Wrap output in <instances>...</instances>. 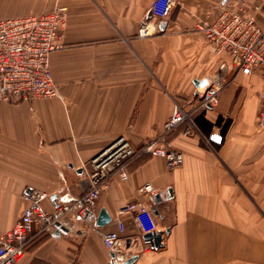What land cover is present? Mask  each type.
Listing matches in <instances>:
<instances>
[{"label":"crops","instance_id":"1","mask_svg":"<svg viewBox=\"0 0 264 264\" xmlns=\"http://www.w3.org/2000/svg\"><path fill=\"white\" fill-rule=\"evenodd\" d=\"M152 1L0 0V18L67 8L60 46L50 54L58 95L0 100V233L21 216L31 190L49 194L47 208L78 197L83 162L117 136L183 155L168 169L163 155L141 150L126 165L128 178L114 174L91 206L96 215L103 207L109 223L82 237L33 233L17 264H108L101 234L116 227L118 207L145 182L162 197L157 229L169 232L131 264H264V127L256 125L262 81L257 71H236L192 29L223 8L260 0H181L161 33L138 38ZM256 19L264 26L263 12ZM220 63L227 84L216 103L194 115L191 133H183L185 124L164 132L174 102L194 105L201 77ZM211 133L221 142L209 140ZM117 216L125 233L136 234L130 214Z\"/></svg>","mask_w":264,"mask_h":264},{"label":"built area","instance_id":"2","mask_svg":"<svg viewBox=\"0 0 264 264\" xmlns=\"http://www.w3.org/2000/svg\"><path fill=\"white\" fill-rule=\"evenodd\" d=\"M180 4L181 0H153L147 16L138 25L136 36L146 38L161 33L163 29L160 23L167 21ZM259 11L264 13V0L252 8H223L211 20L196 21L192 29L204 34L211 52L227 54L236 71L244 74L257 71L260 75L262 89L256 125L264 127V26L257 22ZM66 18L65 6H56L44 13L0 18V100L29 101L58 95V86L50 70V54L60 46L58 40ZM224 74V63H220L215 71L205 73L196 88L197 101L188 110L174 102L164 132L185 124L183 133H191L195 128L194 115L206 109L207 105H214L217 94L227 84L223 80ZM208 139L220 143L221 135L211 133ZM141 150L163 155L168 169L183 161L182 153L174 148L153 147L150 142L137 146L123 135L115 137L83 162L86 183L78 197L57 201L47 208L44 201L49 194L46 191L35 189L29 192V202L21 216L11 229L0 233V264H17L30 237L54 232L58 228L55 223L66 227L65 233H77L81 237L85 235L89 227L95 225L96 214L91 208L92 204L108 187L114 174L123 180L128 178L126 165ZM154 193L156 188L150 182H145L136 187L134 196L116 211L117 215L132 216L137 226L136 234L125 233L124 223L117 215L113 219L116 227L102 232L103 245L114 254L116 261H124L150 248L141 236L157 229L153 212Z\"/></svg>","mask_w":264,"mask_h":264},{"label":"water","instance_id":"3","mask_svg":"<svg viewBox=\"0 0 264 264\" xmlns=\"http://www.w3.org/2000/svg\"><path fill=\"white\" fill-rule=\"evenodd\" d=\"M163 26H164V22H161L160 27L162 28ZM207 107H210V105H207ZM81 170L82 169L79 168L77 171H81ZM29 190L30 189H28V191ZM168 191L170 192L171 189L168 188ZM152 199L154 201L153 212L154 214H158L157 204L162 200L161 194L159 192L154 193L152 196ZM110 220H111V217L107 213V211L103 207L100 208L95 218V224L101 227L109 223ZM55 225L58 226V228L53 232L54 236H57L60 233V231L64 233L67 231L66 227L59 226L58 223H55ZM163 232L168 233L169 228L150 230L146 233H143L141 237H142V240L145 243H148L151 248H158L162 246L161 239H162ZM109 257H110V262L108 264H131L134 260L137 259L138 255H133L132 257L124 261H121V262H118L114 259V254L112 252L109 253Z\"/></svg>","mask_w":264,"mask_h":264},{"label":"trees","instance_id":"4","mask_svg":"<svg viewBox=\"0 0 264 264\" xmlns=\"http://www.w3.org/2000/svg\"><path fill=\"white\" fill-rule=\"evenodd\" d=\"M218 121H219V120H218ZM226 125H227V124H224V125H223V126H224V128L226 127Z\"/></svg>","mask_w":264,"mask_h":264}]
</instances>
